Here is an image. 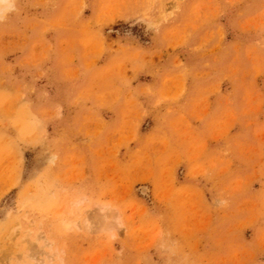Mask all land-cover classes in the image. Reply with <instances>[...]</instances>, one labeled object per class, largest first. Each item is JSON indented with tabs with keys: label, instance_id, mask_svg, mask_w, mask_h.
Returning <instances> with one entry per match:
<instances>
[{
	"label": "rangeland",
	"instance_id": "rangeland-1",
	"mask_svg": "<svg viewBox=\"0 0 264 264\" xmlns=\"http://www.w3.org/2000/svg\"><path fill=\"white\" fill-rule=\"evenodd\" d=\"M0 264H264V0H9Z\"/></svg>",
	"mask_w": 264,
	"mask_h": 264
},
{
	"label": "bare ground",
	"instance_id": "bare-ground-1",
	"mask_svg": "<svg viewBox=\"0 0 264 264\" xmlns=\"http://www.w3.org/2000/svg\"><path fill=\"white\" fill-rule=\"evenodd\" d=\"M9 3V0H0V13L2 12L4 6H7V4ZM147 190L146 187H141V191L145 192ZM104 225L106 226L107 223H104Z\"/></svg>",
	"mask_w": 264,
	"mask_h": 264
}]
</instances>
